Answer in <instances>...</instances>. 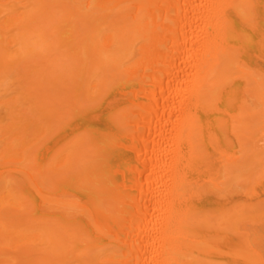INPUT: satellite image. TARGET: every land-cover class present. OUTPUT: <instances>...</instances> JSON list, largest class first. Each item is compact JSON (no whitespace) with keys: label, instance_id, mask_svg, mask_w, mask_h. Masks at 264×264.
Instances as JSON below:
<instances>
[{"label":"bare ground","instance_id":"6f19581e","mask_svg":"<svg viewBox=\"0 0 264 264\" xmlns=\"http://www.w3.org/2000/svg\"><path fill=\"white\" fill-rule=\"evenodd\" d=\"M25 3L0 0V34L20 29L0 41V93L49 68L0 95V212L24 214L0 213V257L17 253L0 264H264V0H71L37 30ZM40 77L62 87L38 106Z\"/></svg>","mask_w":264,"mask_h":264},{"label":"rangeland","instance_id":"374dc122","mask_svg":"<svg viewBox=\"0 0 264 264\" xmlns=\"http://www.w3.org/2000/svg\"><path fill=\"white\" fill-rule=\"evenodd\" d=\"M20 1H22L23 2V4L26 2L25 0H20ZM39 1V3H40V1H41V5H42V7H41V10H40V12L38 13L37 12V8H38V6L39 5H37V2ZM40 5V6H41ZM63 5H66V6H70L71 5V0H32V3H25V8H27V10H26V12L23 10H21V11H19L18 13L19 14H21V13H23L24 14V12H25V18H26V21H27V26H28V28H34V29H41V27L44 25V26H46V25H49L48 23L45 25V22H43V23H41L42 22V20H43V18H45L44 16H46L45 14H46V12L44 11V10H46L47 8H49V7H51V6H55V7H60V6H63ZM6 9H8L9 11H11V10H15L16 8L14 7H10V6H8ZM49 10V9H48ZM55 10H57V9H54V11ZM58 12V11H57ZM57 12H56V14H57ZM38 13V14H37ZM34 14H37L36 15V17H35V19H31L33 16H34ZM46 19V18H45ZM44 19V20H45ZM52 19V18H51ZM46 21V20H45ZM47 22V21H46ZM53 24H56V23H54V22H52V25ZM61 25L63 26L64 25V23L62 22L61 23ZM262 26H264V23H262ZM11 29V28H10ZM43 29H45V28H43ZM45 31H48V27H47V30L45 29ZM20 32V29L18 28H12V32L10 33V35H4V34H0V41H3L5 38H7V37H9V36H16V35H18V33ZM43 32H44V30H43ZM42 32V33H43ZM45 34V33H44ZM47 34H50V31L49 32H47ZM47 34H45V35H47ZM51 35V34H50ZM50 35H47L49 38H47L46 36H44L45 37V41H49L51 38H53V36H50ZM254 39V38H253ZM258 39V38H257ZM257 39H254V40H257ZM50 41H52V39L50 40ZM49 41V42H50ZM50 44V43H49ZM48 45V44H47ZM246 57H243V60H244V62H247L246 61V59H245ZM38 60H40V59H36V61L34 60V62L33 63H35V64H37V66L38 67H34L35 65H32V63L30 64L31 65V67L29 68V69H27V70H23V69H25V67H27V64L25 65V66H23V67H21V66H19V67H21L20 69H19V67H18V69H16L15 67H14V69H13V71H15V69L17 70V72L16 73H14V72H12V73H9L10 74V76L7 74V77H9V79H10V81H11V86L13 85V83H14V86H12V87H9L10 89H9V91L7 92V94H9L10 92H12L11 94H9V96L11 95L12 96V98L14 99V98H17V97H19V96H21V94H17V93H15L14 92V89H17L16 90V92H18V91H20L19 89H21V88H18V87H20V85H19V83L21 84V86H23V87H28V84L30 83H28V81L30 80H32V79H34V78H30V77H28V76H26L30 71V74H32L33 72L34 73H40L44 68H45V70L47 69V68H49L48 66H47V64H49V63H45V66H44V68H43V63L42 64H40V62L42 61H40L39 63H38ZM248 60V59H247ZM262 62H264V61H262ZM248 63L250 64V66L252 67V68H254V63H253V61H248ZM38 64H40V65H38ZM260 65H261V67L262 68H264V66H262V63H259ZM246 65H248V64H246ZM259 65V66H260ZM42 66V67H41ZM249 66V65H248ZM47 67V68H46ZM32 69V70H31ZM33 71V72H32ZM39 71V72H38ZM10 72V71H9ZM26 73V74H25ZM33 73V74H34ZM21 74H22V76H21ZM24 76H26V77H24ZM26 78V79H28V80H24V79ZM41 79H36L35 81L36 82H38V80L40 81V82H38L37 83V86L35 85L34 87H35V89H37L38 90V94H37V104H38V106H40V104L42 103H45L46 104V102H48L47 104H49L50 103V100L49 99H47V100H45L46 98H48V97H45L46 95L48 96V95H52V96H55V95H57L58 93H61V88H59L60 87V85H61V81H59V80H52V81H46L45 79H43L42 80V78L43 77H40ZM17 79H18V81H17ZM34 81V80H33ZM17 82H19V83H17ZM48 82V83H47ZM51 82V83H50ZM56 82V83H55ZM58 82V83H57ZM53 84H55L54 86H53ZM9 85H10V83H9ZM61 87H62V85H61ZM22 89H24V88H22ZM13 90V91H12ZM18 93H20V92H18ZM7 94L6 93H0V95H5L4 96V99H10L9 98V96H7ZM14 94H16V95H14ZM8 97V98H7ZM39 97H42V98H45V99H42V100H38V99H41V98H39ZM21 98V97H20ZM1 100H3V99H1ZM44 101V102H43ZM21 105L23 104L22 102H19ZM20 105V106H21ZM25 105V104H24ZM29 106H30V104H29ZM21 107H23V108H25V107H28V106H21ZM50 107V106H49ZM1 109H3V108H1ZM18 109V108H17ZM21 108L19 107V110H20ZM74 109V108H73ZM46 111L48 110L49 111V109L48 108H46L45 109ZM5 113V111L3 110V111H0V124L2 123H4V125L6 124V123H8L7 122V120L9 119L8 118V116H6V114H8L7 112H6V114H4ZM17 113V112H16ZM73 113H76V110L74 109L73 110ZM3 116H5V117H3ZM47 118V117H46ZM75 118V117H74ZM6 119V120H5ZM45 119V118H44ZM44 119H42V124L45 126V125H48V121H45L44 122ZM48 119V118H47ZM3 120H5V122L3 121ZM72 121L71 122H69V120H67L68 122H66V123H70V124H73V121L75 120V119H71ZM65 123V124H66ZM1 124V126H4V125H2ZM64 124V125H65ZM67 125V124H66ZM80 127V126H79ZM79 127H78V130H79ZM66 129H67V127H66ZM70 129H73V128H70ZM81 129H83V128H81ZM67 132H69L70 130H66ZM80 131H78V133H79ZM82 132H83V130H82ZM70 133V132H69ZM77 133V132H76ZM79 134H81V133H79ZM79 134H77V135H79ZM77 135H75V134H73L72 136L73 137H75V136H77ZM54 134L52 135V134H48L47 136H46V138H44L39 144H37V145H39V146H36L35 147V150H34V152L37 154L36 156H38V159H39V161H38V159H37V161H38V163H42V161H45V162H47V161H49L50 159H52L53 158V147L54 146H52V145H54L53 143V141H54ZM70 138H71V136H70ZM261 144V143H260ZM259 144V145H260ZM1 147H3V145L1 144V146H0V148ZM38 147V148H37ZM2 149V148H1ZM0 149V150H1ZM37 150V151H36ZM41 157V158H40ZM37 158V157H36ZM41 161V162H40ZM44 163V162H43ZM1 166H4V165H6V164H3L2 162H1V164H0ZM7 165H9L8 167L7 166H5V168L6 169H8V168H11V166H10V164H7ZM2 168H4V167H1L0 169H2ZM12 175H10V174H8V177L12 180V184H11V186H10V188H9V194L11 195V197L12 198H17L18 199V197L23 201V202H31L32 204H33V206H34V208H33V217L34 218H36V219H40V218H43V212L41 211V210H38L37 208V206L39 205V199L34 195V193H32L31 192V190H29L28 189V186L26 185V183H25V180L20 176V175H15L14 173H11ZM260 184V185H259ZM259 184H257V185H254V187L256 186V189H255V191H256V194L261 198V199H264V179H262V181L259 183ZM253 186V185H252ZM253 187H251V189H252ZM73 193V192H72ZM20 201V200H19ZM1 213V215L2 216H6V215H9V216H14L15 218H17L18 219V217H20V216H23L24 214L23 213H21V212H15V211H10V209H6V210H4V211H1L0 212ZM48 218V217H47ZM10 220L8 219L6 222H9ZM256 229H257V227H256ZM257 230H260L259 228L257 229ZM259 233H261L262 234V232H259ZM42 246L41 245H37L35 248H41ZM16 248L15 247H11V248H9V251H7L6 252V254H2L1 255V257L0 258H6V259H10V258H15L16 256H17V253L15 252L16 250H15ZM2 256H4V257H2ZM34 259V258H33ZM17 261H11L9 264H15Z\"/></svg>","mask_w":264,"mask_h":264}]
</instances>
